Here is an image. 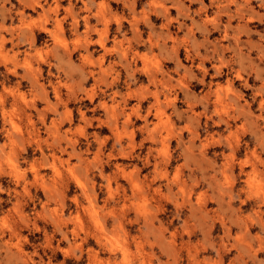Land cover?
Returning <instances> with one entry per match:
<instances>
[{
    "label": "rangeland",
    "instance_id": "obj_1",
    "mask_svg": "<svg viewBox=\"0 0 264 264\" xmlns=\"http://www.w3.org/2000/svg\"><path fill=\"white\" fill-rule=\"evenodd\" d=\"M257 4L0 0V264H264Z\"/></svg>",
    "mask_w": 264,
    "mask_h": 264
},
{
    "label": "clouds",
    "instance_id": "obj_2",
    "mask_svg": "<svg viewBox=\"0 0 264 264\" xmlns=\"http://www.w3.org/2000/svg\"><path fill=\"white\" fill-rule=\"evenodd\" d=\"M246 4H251V0H245ZM257 7L264 8V0H258Z\"/></svg>",
    "mask_w": 264,
    "mask_h": 264
},
{
    "label": "bare ground",
    "instance_id": "obj_3",
    "mask_svg": "<svg viewBox=\"0 0 264 264\" xmlns=\"http://www.w3.org/2000/svg\"><path fill=\"white\" fill-rule=\"evenodd\" d=\"M100 76V75H99Z\"/></svg>",
    "mask_w": 264,
    "mask_h": 264
}]
</instances>
